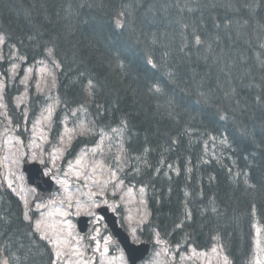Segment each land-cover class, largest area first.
<instances>
[{
	"label": "trees",
	"instance_id": "1",
	"mask_svg": "<svg viewBox=\"0 0 264 264\" xmlns=\"http://www.w3.org/2000/svg\"><path fill=\"white\" fill-rule=\"evenodd\" d=\"M0 35L3 77L21 61L4 90L12 113L23 69L51 56L50 143L71 112L87 121L63 163L121 132L119 176L146 192L144 240L219 243L250 264L255 218L264 229V0H0ZM30 96L32 118L46 100ZM23 215L0 184V262L54 264Z\"/></svg>",
	"mask_w": 264,
	"mask_h": 264
},
{
	"label": "rangeland",
	"instance_id": "2",
	"mask_svg": "<svg viewBox=\"0 0 264 264\" xmlns=\"http://www.w3.org/2000/svg\"><path fill=\"white\" fill-rule=\"evenodd\" d=\"M3 42L0 35V62L3 61ZM20 63L14 59L7 68L10 83L17 77ZM56 64L50 56L23 69L22 90L13 100L20 125L12 123L15 113L8 112L2 98L5 82L0 71L2 185L20 198L26 220L30 221V214H34L33 228L50 244L54 264H128L96 209L107 206L120 218L132 241L138 243L137 232L148 219L145 192L141 188L125 186L118 178L119 162L124 157L119 131L103 134L96 146L82 149L75 158L62 164L72 142L78 136L86 135L87 121L71 112L70 117H63L56 142L50 143L52 119L59 105L54 93ZM30 88L46 101L38 106L36 117L28 126ZM18 130L24 133V142ZM25 162L39 163L45 175L54 180L55 190L47 200L34 203L36 191L26 185L21 171ZM81 215L90 217L88 232L82 236L76 228V219ZM258 226H254L257 228L254 229L252 264H264V234ZM1 264H7V261L2 259ZM142 264H229V261L218 244L208 251H197L189 247H170L155 238L151 253Z\"/></svg>",
	"mask_w": 264,
	"mask_h": 264
},
{
	"label": "water",
	"instance_id": "3",
	"mask_svg": "<svg viewBox=\"0 0 264 264\" xmlns=\"http://www.w3.org/2000/svg\"><path fill=\"white\" fill-rule=\"evenodd\" d=\"M23 172L26 174L27 181L37 190L35 200L47 198L53 190V182L49 177H44L42 169L38 164H25ZM98 212L104 217L105 223L112 232L113 237L117 238L118 243L123 248L129 264H136L142 260L148 252V244L133 245L129 238L116 225V219L113 214L109 213L106 208H101ZM77 227L80 233H85L88 227V219L79 217L77 219Z\"/></svg>",
	"mask_w": 264,
	"mask_h": 264
},
{
	"label": "bare ground",
	"instance_id": "4",
	"mask_svg": "<svg viewBox=\"0 0 264 264\" xmlns=\"http://www.w3.org/2000/svg\"><path fill=\"white\" fill-rule=\"evenodd\" d=\"M254 1V0H253ZM191 13V12H190ZM235 13V12H234ZM247 15V14H246ZM175 26V25H174ZM238 34V33H237ZM179 66V65H178ZM29 110H30V108H29ZM133 156V155H132Z\"/></svg>",
	"mask_w": 264,
	"mask_h": 264
}]
</instances>
